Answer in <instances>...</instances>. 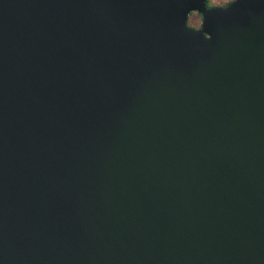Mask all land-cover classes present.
<instances>
[{
	"label": "water",
	"instance_id": "obj_1",
	"mask_svg": "<svg viewBox=\"0 0 264 264\" xmlns=\"http://www.w3.org/2000/svg\"><path fill=\"white\" fill-rule=\"evenodd\" d=\"M0 264H264V0H0Z\"/></svg>",
	"mask_w": 264,
	"mask_h": 264
},
{
	"label": "rangeland",
	"instance_id": "obj_2",
	"mask_svg": "<svg viewBox=\"0 0 264 264\" xmlns=\"http://www.w3.org/2000/svg\"><path fill=\"white\" fill-rule=\"evenodd\" d=\"M231 0H208L210 5H223ZM201 17L197 12H193L188 20L190 26L198 27L200 25Z\"/></svg>",
	"mask_w": 264,
	"mask_h": 264
},
{
	"label": "trees",
	"instance_id": "obj_3",
	"mask_svg": "<svg viewBox=\"0 0 264 264\" xmlns=\"http://www.w3.org/2000/svg\"><path fill=\"white\" fill-rule=\"evenodd\" d=\"M228 2H226L225 4H223V5H226ZM207 4L208 5H210L209 3H208V0H207ZM193 12H191L190 14H189V16H188V19H187V22H188V20H189V17H190V15L192 14ZM189 24V23H188Z\"/></svg>",
	"mask_w": 264,
	"mask_h": 264
},
{
	"label": "flooded vegetation",
	"instance_id": "obj_4",
	"mask_svg": "<svg viewBox=\"0 0 264 264\" xmlns=\"http://www.w3.org/2000/svg\"><path fill=\"white\" fill-rule=\"evenodd\" d=\"M199 27V26H198Z\"/></svg>",
	"mask_w": 264,
	"mask_h": 264
}]
</instances>
